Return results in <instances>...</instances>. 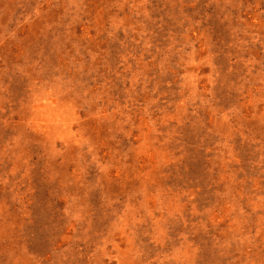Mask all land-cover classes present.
<instances>
[{
	"label": "rangeland",
	"instance_id": "rangeland-1",
	"mask_svg": "<svg viewBox=\"0 0 264 264\" xmlns=\"http://www.w3.org/2000/svg\"><path fill=\"white\" fill-rule=\"evenodd\" d=\"M0 264H264V0H0Z\"/></svg>",
	"mask_w": 264,
	"mask_h": 264
}]
</instances>
